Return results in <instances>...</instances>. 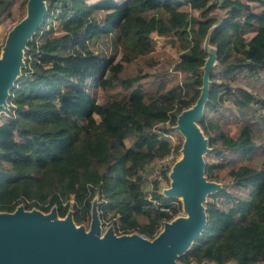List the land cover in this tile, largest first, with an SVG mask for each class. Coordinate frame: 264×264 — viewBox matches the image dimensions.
<instances>
[{
  "label": "trees",
  "instance_id": "1",
  "mask_svg": "<svg viewBox=\"0 0 264 264\" xmlns=\"http://www.w3.org/2000/svg\"><path fill=\"white\" fill-rule=\"evenodd\" d=\"M185 2L200 11V16L182 10ZM9 3L0 0V16ZM47 3L48 17L60 20L64 33L44 31L40 40L41 29L34 33L27 42L26 66L10 88L19 118L6 117L0 124V160L9 162L8 167L0 168V212H13L24 197L48 200L38 207L49 212L58 205L59 215L65 216L71 195L73 206L90 212L99 192L105 202L103 216L114 209L113 216H120L124 231L133 228L153 234L171 214L148 200L140 172L156 157L172 149L177 152L180 145L161 139L151 128L163 122L176 124L178 115L198 99L203 83L198 69L206 59L202 42L208 37L221 64H227L233 52L243 54L238 63H230L216 75L237 79V72L246 70L245 78L255 92L243 87H225L222 92V84L214 80L210 86L200 124L204 129L212 126L215 139L227 150L220 161L206 164L205 173L213 177L214 169L227 168L236 191L218 193L235 202L228 209L208 202L201 235L177 260L185 264H264V159L260 166L252 163L264 154V142H256L257 133L264 130V97L259 95L264 92V0ZM216 5L225 12L219 19L209 13ZM93 11L105 12L103 20L95 19ZM154 32H174L172 41L181 42L175 69L188 78L185 83L161 88L165 77L143 82L133 72L131 63L154 49ZM250 32L254 34L246 39ZM112 34L123 47L118 60L90 46V41ZM88 83L106 91L102 103L84 87ZM225 96L239 111L240 117L234 114V119L244 120L237 136L227 134L209 117L214 112L219 118ZM248 113L259 117L245 118ZM125 139L132 144L127 146ZM98 163H108L107 170L96 169ZM62 199L67 200L64 206ZM32 206L26 204L28 209ZM178 210L174 207L173 213ZM138 214L145 215L147 222L141 223ZM74 220L80 223L82 217L76 214Z\"/></svg>",
  "mask_w": 264,
  "mask_h": 264
},
{
  "label": "water",
  "instance_id": "2",
  "mask_svg": "<svg viewBox=\"0 0 264 264\" xmlns=\"http://www.w3.org/2000/svg\"><path fill=\"white\" fill-rule=\"evenodd\" d=\"M47 13L45 0H28L27 16L10 31L0 59V104L6 102L24 63L27 37L38 30ZM209 89L208 73H205L196 104L178 115V128L187 135L183 143L186 155L176 162L175 180L165 191L169 196L184 194V207L190 217L166 222L160 235L148 240L139 234L116 235L112 229L100 237L97 213L87 232L76 227L70 214L59 218L55 210L42 213L19 207L13 212H0V264H185L176 257L201 235L207 221L202 200L214 188L203 178L204 141L194 123L203 115Z\"/></svg>",
  "mask_w": 264,
  "mask_h": 264
},
{
  "label": "rangeland",
  "instance_id": "3",
  "mask_svg": "<svg viewBox=\"0 0 264 264\" xmlns=\"http://www.w3.org/2000/svg\"><path fill=\"white\" fill-rule=\"evenodd\" d=\"M94 1L96 0H88L89 3H93ZM117 1L123 3L126 2L127 0H117ZM45 4L48 9L47 0H45ZM180 8L184 11H187L188 13L200 16V11L198 10L193 11V9H190L189 4L187 2L183 3V5ZM255 9L259 10L260 7H257ZM48 13H47V17L41 22L38 28L39 30L41 29L39 32L40 36H38L37 38L38 40L41 39V34L44 31H49L51 29L54 33L57 34L64 33L61 21L58 19H54L52 17H48ZM209 13L214 15L216 19H219L225 15V12L222 11V9H219L218 5L213 7V9ZM27 14H28V0H10L6 13L3 16H0V51H1L0 56L10 31L14 28V26L18 22L23 20L27 16ZM104 15L105 12L103 11L92 12V16L98 21H102ZM214 27L215 25L211 27L210 31H212ZM34 33L28 36L27 39L29 40L32 39ZM253 34H254L253 32L247 33L245 35V38L248 39ZM153 37L155 39L154 49L146 55L138 56L131 63L133 67V72L135 74H139L142 77L143 82L152 80L157 76L165 77L164 79L161 80V84H160L161 88L169 87L171 84H176L178 82L185 83V81L188 78L182 76L181 73L175 69V63L180 56L181 48L179 45L181 44V42L172 41V39L176 37L174 32L165 35H159L156 32H154ZM90 46L91 48H93L103 56L115 55L116 60L120 59L123 53V47L121 45V41L119 40L116 34L98 37L90 41ZM202 47L206 51V59H205V63L198 69V74L202 75L204 78L205 73H208L209 88L214 80L222 84V88H221L222 92L225 91V87L233 90H237L238 88L243 87L247 90L255 92V90L252 87H250V84L245 78V75L247 73L246 70L237 72V77H238L237 79H233V76L222 77L219 74L216 75L218 71L226 69L228 66H230V63L232 64L238 63L239 60L242 59L243 57L242 53L233 52L232 57L229 59V62L227 64H221L217 58L216 47L210 44L208 37L205 38V40L202 42ZM27 49L28 46L25 43L23 47V56H22L24 63L21 66L20 71L16 76V79L22 75V69L26 66ZM211 74H214L215 78L212 79ZM16 79L14 80L13 85L15 84ZM202 85L203 83L199 86L201 92H202ZM84 87H86L93 94V96L96 98V100L99 103H102L104 99L107 97L106 91L100 86H96L93 85L92 83H88V84H84ZM259 95L264 97V92H261V94L259 93ZM196 101L194 103H191L185 109L192 108L196 104ZM224 106L225 107L220 109L221 112L219 118L214 117V112H211L209 117H211V120L217 123L220 126V128L224 130L227 134L232 136H237L240 130L243 128L244 120L234 119L233 117L234 114L237 117H240V114L238 109L232 104L231 99L227 98V96H225L224 99ZM226 116L230 117L229 121L226 120ZM6 117L19 118V114L16 112V106L12 102V96L10 95V90L6 97V102L0 104V124L6 119ZM95 117L97 121L101 120L99 114H95ZM258 117L259 114L255 115L253 113H248L245 116V118H258ZM201 118L202 116L198 120L194 121V123L198 128L199 132L201 133L204 141V148L202 149L201 152L204 160L203 178L205 179V181L212 183L214 186L212 190H209L205 193V196L202 200V204L206 208V204L208 202L215 201L220 207L224 209H228L230 206L234 204L235 201L231 198L224 197L218 193L221 190L232 191V192L236 191V189H234L232 186L231 180L228 179L227 177V172H228L227 168L222 169L220 171L214 169L213 177H210L205 173L206 164L220 161L224 157L223 152L226 151L227 148H225L219 140L215 139V137H217V132L214 130L212 126H209L207 129L203 128V126L200 124ZM151 131H156L160 135V138L163 140L169 139L172 145H180V149L177 152L174 151V158L172 160V164L171 166H169L168 175L166 176L163 182L154 181L153 184L151 185L149 179L146 178L144 175H143L144 177H142L141 179L143 191L146 194V197L150 196L152 193L157 192L163 196L164 200L171 201V205H172V211L169 213L171 214V217L162 220L159 224V228L153 234L150 235L145 232H139L138 229H133V228L129 229L128 232L124 231V229L122 228L123 223L119 219L120 216L119 215L113 216L114 209H108L107 214L103 216L102 210H103V204L105 202L103 197L100 196L99 192H96L93 198L92 208L90 212L84 211L81 206L79 207L73 206L75 202V198L73 195H71L68 200L71 205L68 210V213L65 216L59 215L58 205H55L49 212H44L38 207L39 205L47 204L48 200H40V199L35 200V199H26L24 197H21L16 209L22 207L25 210H29V211L39 210L42 213H50L53 210H55L59 218H65L67 215L70 214L73 218L76 227H83L87 232L91 228L94 213H97L100 219L101 236H103L108 229H112L116 235L139 234L148 240H153L158 235H160V233L164 230L166 222H171L178 217L186 216L183 197L181 195L169 196L165 192L167 189H169L172 186V183L175 180L173 176V170L177 160L181 157L180 151L182 149L186 135L180 128H178V123L176 124H170L169 122L158 123L154 125L153 128H151ZM256 142L257 143L264 142V130L259 131L257 133ZM125 143L127 146H130L132 144L131 140L129 139H125ZM263 159H264V154L255 158L252 163L256 166H260L262 164ZM150 163L147 164L141 170L140 172L141 174L142 172L145 171L146 168L150 166ZM108 165H109L108 163H98L96 164L95 167L100 172H105L107 170ZM231 165L232 163H228V166ZM8 166H9L8 161H6L5 159L0 160V168H6ZM152 186L153 188H150ZM27 203H32L33 206L30 209H28L26 208ZM66 203L67 200L62 199V206L66 205ZM174 207L179 208V210L176 213H173ZM2 212H6V211H2ZM76 214L82 217L80 223H76L74 220V215ZM137 218L141 223L147 222V218L143 214H138ZM193 241L190 242V244L183 252L178 253V256L188 251ZM205 262H210V261H205ZM210 263H215V262H210Z\"/></svg>",
  "mask_w": 264,
  "mask_h": 264
},
{
  "label": "built area",
  "instance_id": "4",
  "mask_svg": "<svg viewBox=\"0 0 264 264\" xmlns=\"http://www.w3.org/2000/svg\"><path fill=\"white\" fill-rule=\"evenodd\" d=\"M174 158V150L172 149L169 153L162 157H156L150 163V166L142 172V177H146L151 182V185L154 181L163 182L168 175L169 166L172 164V160ZM144 175V176H143ZM150 188H153L150 187ZM154 192V191H153ZM148 200L154 205L156 208L162 211H166L170 213L172 211L171 201H166L163 198L156 196L152 193L147 197Z\"/></svg>",
  "mask_w": 264,
  "mask_h": 264
},
{
  "label": "bare ground",
  "instance_id": "5",
  "mask_svg": "<svg viewBox=\"0 0 264 264\" xmlns=\"http://www.w3.org/2000/svg\"><path fill=\"white\" fill-rule=\"evenodd\" d=\"M3 51H4V49L2 50V53H1V56H0V59L3 57ZM186 138H187V135H186V137H185V140H186ZM184 140V141H185ZM181 157L177 160V162H180V161H182L183 159H184V157H185V155H186V150H185V148H184V145L182 146V149H181ZM182 197H183V199H184V194H180ZM185 217H190V214H189V212L188 211H186V216ZM100 237H102V236H100Z\"/></svg>",
  "mask_w": 264,
  "mask_h": 264
},
{
  "label": "crops",
  "instance_id": "6",
  "mask_svg": "<svg viewBox=\"0 0 264 264\" xmlns=\"http://www.w3.org/2000/svg\"><path fill=\"white\" fill-rule=\"evenodd\" d=\"M193 11H195V10H193Z\"/></svg>",
  "mask_w": 264,
  "mask_h": 264
}]
</instances>
